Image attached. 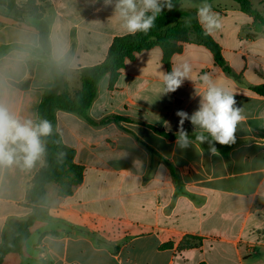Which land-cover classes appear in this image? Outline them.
<instances>
[{"label":"crops","instance_id":"obj_1","mask_svg":"<svg viewBox=\"0 0 264 264\" xmlns=\"http://www.w3.org/2000/svg\"><path fill=\"white\" fill-rule=\"evenodd\" d=\"M205 2L221 18L210 36L230 71L190 35L170 66L190 63L193 81L174 93L160 92L167 70L153 47L99 81L86 117L57 110L56 131L82 181L66 196L56 182L45 186L28 238L1 264H264V94L253 90L264 86V24L233 0L180 7L197 20ZM125 35L103 0H0V104L35 119L44 91L61 92L52 65L73 97L80 71L101 64ZM204 73L235 94L245 116L235 143L215 144L219 155L207 143L176 142V112L198 108ZM183 127L194 140L190 121ZM43 165L0 167V243L10 222L33 213L26 193Z\"/></svg>","mask_w":264,"mask_h":264},{"label":"trees","instance_id":"obj_2","mask_svg":"<svg viewBox=\"0 0 264 264\" xmlns=\"http://www.w3.org/2000/svg\"><path fill=\"white\" fill-rule=\"evenodd\" d=\"M11 2L12 0H5ZM183 0H173L175 7L169 11L164 9L155 21V26L147 34L137 33L125 35L113 40L105 60L96 66L84 68L80 71L81 89L73 97L66 91L64 75L55 65L51 66L55 82L60 86L61 92L45 90L38 107V116L52 122L53 135L44 138L47 145L46 161L43 167L34 175L32 186L26 193V200L33 207V213L23 221H12L3 233L0 243V264L3 259L12 252L21 250L25 240L29 236V228L39 213V207L45 203V186L48 183L59 184L58 193L61 196L71 194L72 187L79 184L83 178V168L74 163V150L66 146L56 131L55 113L62 110L86 117V112L96 97L99 81L107 74L115 79L127 60H132L136 54L159 47L162 51V62L167 70L171 71V56L179 52L182 43L190 40L208 49L217 65L223 67L226 72L229 68L221 55L220 46L208 35H204L203 29L192 13L185 12L180 3ZM201 2L203 0H188ZM240 10L259 23L264 24L260 13L253 9L248 0H233ZM35 16L36 13L32 12ZM190 19V23H188ZM41 44L45 48L46 35L41 32ZM259 94H264V86L253 88ZM195 137V136H194ZM203 264V263H201Z\"/></svg>","mask_w":264,"mask_h":264},{"label":"clouds","instance_id":"obj_3","mask_svg":"<svg viewBox=\"0 0 264 264\" xmlns=\"http://www.w3.org/2000/svg\"><path fill=\"white\" fill-rule=\"evenodd\" d=\"M105 6L114 8L120 28L128 35L147 34L155 26V21L164 9L173 10V0H103ZM196 18L204 35L219 30L221 18L205 2L198 6ZM190 23V19L188 21ZM193 67L188 62L173 64L170 72H160L161 94L174 93L187 80H192ZM202 91L198 108L191 114L178 110L179 127L176 133L177 145L187 148L193 144L207 143L212 155H219L215 144L235 143L238 125L245 119L243 108L237 106L235 94L218 84L210 74L198 76ZM185 121L194 128L195 139L189 138L184 129ZM52 122L46 118H25L13 112L7 105L0 104V167L18 165L31 169L37 163L46 161L47 145L44 138L53 135Z\"/></svg>","mask_w":264,"mask_h":264},{"label":"rangeland","instance_id":"obj_4","mask_svg":"<svg viewBox=\"0 0 264 264\" xmlns=\"http://www.w3.org/2000/svg\"><path fill=\"white\" fill-rule=\"evenodd\" d=\"M250 2L255 9L264 14V2L261 3V0H250Z\"/></svg>","mask_w":264,"mask_h":264}]
</instances>
